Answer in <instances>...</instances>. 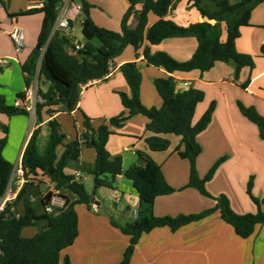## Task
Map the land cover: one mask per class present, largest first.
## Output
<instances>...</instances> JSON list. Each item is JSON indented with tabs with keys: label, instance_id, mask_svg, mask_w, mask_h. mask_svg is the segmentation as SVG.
<instances>
[{
	"label": "crops",
	"instance_id": "0c3cea01",
	"mask_svg": "<svg viewBox=\"0 0 264 264\" xmlns=\"http://www.w3.org/2000/svg\"><path fill=\"white\" fill-rule=\"evenodd\" d=\"M41 1L43 0H0V59L6 61L5 64L0 63V95L4 97L7 105L23 107L21 99L17 98V94L23 93L25 89L21 65L36 45L42 21L41 13L16 14L34 7ZM228 1L233 4L239 0ZM128 8L129 3L126 0H59L55 22L66 19L69 25L55 31L67 39L70 46L73 42L84 45L87 42L82 34L84 9H87V17L95 25L118 32ZM134 8L139 10L140 4ZM165 18L180 26L203 20L188 0H172ZM158 19L154 14L148 13L145 29ZM135 23L132 13L128 16L126 24L134 27ZM209 23L212 24L213 21ZM263 25L264 2H260L251 10L249 25L239 29V37L235 40L236 50L252 56L254 65L252 68H240L237 75L232 61L216 62L205 72L192 70L171 74L145 62V48L150 53L165 52L178 61L188 60L197 47V41L192 36L169 37L155 45L144 40L137 49L127 45L111 61L112 70L107 76L80 85L78 100L71 108L60 105L52 114L43 116L41 122L35 115L30 114L11 117L0 114V125L7 127L2 156L13 168L21 164L22 152L32 132L45 121H55L59 125L60 132L65 136V144L75 140L84 131V116L89 119L91 128L96 130L100 125L107 124L109 119L125 114L126 110L118 93H127L129 88L119 67L126 62L135 61L141 74L139 99L145 107L161 106L162 100L153 83L156 78L166 76L175 80L178 89L194 88L203 92L202 101L195 106L192 124L198 121L209 104L214 102L210 122L196 137L200 146V153L195 162L197 173L199 177H203L217 159L225 157L213 177L206 183V190L212 196L225 195L232 210L238 214L255 213L256 207L246 194V184L251 176L252 194L259 199L264 196V140L259 138L257 127L241 115L236 102L254 107L264 117V55L260 52L261 46L264 45ZM15 26L24 34V46L18 53L14 52L9 37ZM224 39L225 31L222 28L220 40ZM90 43L99 46L95 39ZM246 81V87L242 88L241 84ZM47 87L48 83L40 78L38 89L45 91ZM146 123L144 116L134 115L121 126H109L111 134L107 139L106 149L111 157L121 158L123 171L130 166L141 165L139 154L147 155L160 165L166 182L175 191L157 196L152 205L141 204L131 181L120 174L116 176L113 187L120 192L121 199L114 203L111 211L123 212L128 209L133 213L141 209L145 210L144 215L152 213L155 216L174 217L213 208V199L202 196L194 188L186 187L189 163L174 151L176 148L183 149L180 137L167 135L165 137L170 143L167 150L150 151L145 143V138L150 135L145 130ZM2 136L0 127V138ZM46 136H38L40 153L43 152ZM63 144L56 148L58 157L64 149ZM94 160V149L82 144L78 159L66 162L65 174L75 179L78 172L84 177L81 184L91 196L92 209L89 210L85 204H79L78 235L71 246L60 252V264L64 257L69 259V264H119L129 244V238L110 224V219L115 221L112 214L100 213L103 197L112 198V194L110 189L94 187L91 174ZM35 178L21 189L25 187L24 197L33 203L35 214L38 215L43 213L42 195L55 187L49 177L39 171ZM36 203L40 205L39 212L36 210ZM117 204L118 208L115 207ZM261 209L264 212V203ZM14 211L20 215L22 207L16 205ZM29 228H33V231H28ZM37 232V227L29 226L21 230V235L31 237ZM129 264H264V224L256 225L253 234L243 239L234 233L220 218L219 211L215 210L175 231L168 227L154 228L141 234L134 245Z\"/></svg>",
	"mask_w": 264,
	"mask_h": 264
},
{
	"label": "trees",
	"instance_id": "16d2710c",
	"mask_svg": "<svg viewBox=\"0 0 264 264\" xmlns=\"http://www.w3.org/2000/svg\"><path fill=\"white\" fill-rule=\"evenodd\" d=\"M126 1L129 8L122 18L118 32L98 27L89 17L84 18L82 34L87 42L84 49L75 54L68 51L70 45L67 39L53 30L59 0H43L42 7L29 8L16 14H42L36 45L21 65L25 87L33 80L37 66L38 79L43 78L48 83L45 91L38 89V94L42 98V102L35 107L38 121L41 122L43 116L52 114L60 105L71 108L78 100L80 85L105 77L111 61L127 45L137 49L144 40L155 45L169 37H195L197 47L192 56L185 61L175 60L165 52L150 53L145 48V62L170 74L192 70L205 72L216 62L232 61L235 64L236 75L244 66L253 67L254 58L238 52L235 40L239 37V29L249 25L253 7L264 0H239L233 4L228 0H188L203 20L187 26H180L165 18L172 0ZM208 3L213 7L208 6ZM137 4H140L139 10L134 8ZM132 13L136 23L134 27H129L126 21ZM148 13L159 19L145 29ZM222 28L225 31L224 41L220 40ZM92 39L97 40L99 46L92 45L90 43ZM260 52L264 55V45L261 46ZM119 71L129 88L127 93H118L126 110L125 114L109 119L107 124L100 125L96 130L91 128L89 119L84 116V131L75 140L65 144H63L65 136L60 132L59 125L55 121H49L50 130L45 138L42 153L38 149V128L32 132L20 160L25 176H35L38 171L48 176L55 189L61 191L65 203L57 212L37 215L33 203L24 197L23 187L16 199L0 212V264H60V252L71 246L78 235L75 205L85 204L88 209H92L91 196L84 186L64 172L67 160L78 159L82 144L92 147L95 151L94 169L91 171L95 188L114 189L116 176L123 174L131 181L139 202L146 205H152L157 196L175 191L166 182L160 165L147 155L139 154L141 165H133L123 171L121 158L111 157L108 153L106 142L111 134L109 126H121L134 115H142L147 119L145 130L150 135L145 138V143L150 151L167 150L170 145L165 137L167 135L180 137L183 149L176 148L174 151L189 163L186 187L194 188L202 196L213 199L215 206L196 214H179L174 217L155 216L152 213L144 215L145 210L138 209L137 219L123 225L110 219V224L129 238V244L119 264H129L134 245L142 233L158 227H168L175 231L181 226L208 216L215 210L219 211L220 218L233 229L234 233L243 239L253 234L256 225L264 224V212L261 209L264 196L259 199L252 194L251 176L246 184V194L255 205L256 211L238 214L232 210L225 195L212 196L205 187L225 157L217 159L203 177H199L197 173L195 162L200 153V146L196 137L210 122L214 102H211L198 121L192 124L195 106L203 99L202 91L194 88L176 91L172 77L156 78L153 84L162 100L161 106L145 107L139 99L141 74L137 63L126 62L119 67ZM246 85L247 81L242 83L241 87L244 88ZM21 97L22 93L17 94V98ZM236 105L241 115L257 127L259 138L264 140V117L252 106H245L239 101ZM0 114L11 117L28 113L23 108L7 105L4 97L0 95ZM0 127L3 132L0 138L1 198L8 185L13 165L2 156L7 127L5 125ZM90 131L93 133L92 138ZM62 144L64 149L58 157L56 148ZM16 205L22 207V213L18 216L11 210V207ZM29 226L38 227V232L31 237L22 236L21 230ZM62 264H69V259L64 257Z\"/></svg>",
	"mask_w": 264,
	"mask_h": 264
},
{
	"label": "built area",
	"instance_id": "2783aa9c",
	"mask_svg": "<svg viewBox=\"0 0 264 264\" xmlns=\"http://www.w3.org/2000/svg\"><path fill=\"white\" fill-rule=\"evenodd\" d=\"M42 2L43 1L36 3L32 8L42 7ZM68 25L69 23L66 19H59L56 20V22H54L53 30L55 31L57 29L67 28ZM9 37L11 39L14 52L15 53L20 52L24 46V34L22 30L16 26L13 27L9 33ZM83 49H84V45L78 42H73V44L70 46L68 51L75 54L76 52L82 51ZM0 63L5 64L6 61L0 59ZM111 70L112 67L109 66L108 73L106 74V76L111 72ZM38 80L39 79H38V66H37L33 80L27 87H25L22 93V97L20 98L23 104L22 108L25 109L27 113L30 114L31 116L35 115L36 105L42 102V98L38 94ZM173 81L175 84L176 91L183 90V89H178L176 87V82L174 79ZM184 86H186V83H184ZM49 130H50L49 121H45L41 123L38 127V136L39 137L46 136L49 133ZM35 179L36 178L33 175L25 176V172L21 164H17L12 170L5 192L0 198V212L4 210L7 204H11L16 199L17 193L23 185ZM74 180L78 183H82L84 177L82 178L81 175L77 172L75 174ZM111 194H112L113 202L118 203L121 199L120 192L114 188L111 189ZM42 200H43V213L46 214H52L54 212L61 210L65 203L64 197L57 189H52L50 192L43 194ZM93 209L95 210V208ZM11 210L14 211V207H11ZM15 215L18 216L17 214ZM132 215H133V219H137L138 210L133 211Z\"/></svg>",
	"mask_w": 264,
	"mask_h": 264
},
{
	"label": "rangeland",
	"instance_id": "374dc122",
	"mask_svg": "<svg viewBox=\"0 0 264 264\" xmlns=\"http://www.w3.org/2000/svg\"><path fill=\"white\" fill-rule=\"evenodd\" d=\"M102 204H103V207L100 209V213L107 212L109 214H112V216L115 219V222H118L119 224L123 225L126 222H130V221L133 220L132 219V210L125 209L123 212H119V211L112 212L111 211L112 207L114 206V202H113V198H111L110 196H104L103 199H102ZM85 207H87V206L85 205ZM115 207L118 208L119 204H117ZM75 208H76L75 209L76 213H78L79 204L75 205ZM36 210H37V212L40 211L39 203H36ZM89 210H91V209H89ZM29 230L32 232L33 228H29L28 231ZM38 230H39V228H38Z\"/></svg>",
	"mask_w": 264,
	"mask_h": 264
},
{
	"label": "water",
	"instance_id": "95a60500",
	"mask_svg": "<svg viewBox=\"0 0 264 264\" xmlns=\"http://www.w3.org/2000/svg\"><path fill=\"white\" fill-rule=\"evenodd\" d=\"M83 14H84L85 17L88 16V11H87V9H84ZM92 136H93V135H92V132H91V134H90V138H92ZM92 194H94V192H92Z\"/></svg>",
	"mask_w": 264,
	"mask_h": 264
}]
</instances>
